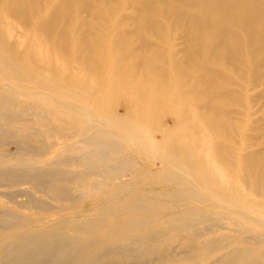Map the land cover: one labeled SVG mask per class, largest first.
I'll list each match as a JSON object with an SVG mask.
<instances>
[{
    "label": "bare ground",
    "instance_id": "1",
    "mask_svg": "<svg viewBox=\"0 0 264 264\" xmlns=\"http://www.w3.org/2000/svg\"><path fill=\"white\" fill-rule=\"evenodd\" d=\"M262 108L264 0H0V264H264Z\"/></svg>",
    "mask_w": 264,
    "mask_h": 264
},
{
    "label": "rangeland",
    "instance_id": "2",
    "mask_svg": "<svg viewBox=\"0 0 264 264\" xmlns=\"http://www.w3.org/2000/svg\"><path fill=\"white\" fill-rule=\"evenodd\" d=\"M258 102H261V100H258ZM119 112L120 113H122V111H121V109H119ZM263 114H264V110H263V108H262V110H261V112L259 113V114H257V115H254L255 116V118H258V117H262L263 116ZM262 121L260 120V123H261ZM158 128H156V130H157ZM259 135V134H258ZM258 135H256L257 136V140H256V142L254 141V143L253 144H251V146H250V148H259L260 147V141L262 140L261 138H260V136H258ZM216 139H217V137H216ZM235 140L236 141H239L240 139H239V137H237L236 135H235ZM226 142H229V141H226ZM10 149H13V147L12 146H10L9 147ZM10 152V153H8V152ZM6 154L7 155H11V150H9V149H7L6 150ZM246 197L247 198H253L254 196H253V193L251 192V191H249V190H247L246 191ZM197 203H199L198 201H196Z\"/></svg>",
    "mask_w": 264,
    "mask_h": 264
}]
</instances>
